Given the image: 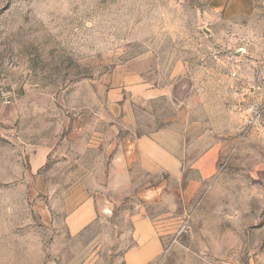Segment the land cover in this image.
<instances>
[{
	"label": "rangeland",
	"instance_id": "1",
	"mask_svg": "<svg viewBox=\"0 0 264 264\" xmlns=\"http://www.w3.org/2000/svg\"><path fill=\"white\" fill-rule=\"evenodd\" d=\"M0 83V264H264V0H0Z\"/></svg>",
	"mask_w": 264,
	"mask_h": 264
},
{
	"label": "crops",
	"instance_id": "2",
	"mask_svg": "<svg viewBox=\"0 0 264 264\" xmlns=\"http://www.w3.org/2000/svg\"><path fill=\"white\" fill-rule=\"evenodd\" d=\"M139 151L147 158L159 162L158 157L165 156L171 158L168 152L157 143L152 137H143L137 142ZM164 169H169L164 167ZM87 213H79L78 216L71 215L68 218V224L73 233H78L85 229L95 219L94 206L87 203L84 209ZM135 233L139 243V249L131 251L128 254L127 264H147L157 257L162 251L161 244L157 239L153 224L149 219L139 218L136 222Z\"/></svg>",
	"mask_w": 264,
	"mask_h": 264
},
{
	"label": "built area",
	"instance_id": "3",
	"mask_svg": "<svg viewBox=\"0 0 264 264\" xmlns=\"http://www.w3.org/2000/svg\"><path fill=\"white\" fill-rule=\"evenodd\" d=\"M0 87H1V83H0Z\"/></svg>",
	"mask_w": 264,
	"mask_h": 264
}]
</instances>
